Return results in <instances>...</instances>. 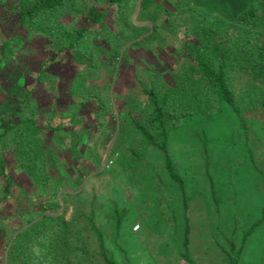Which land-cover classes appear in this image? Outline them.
<instances>
[{"label":"trees","instance_id":"obj_1","mask_svg":"<svg viewBox=\"0 0 264 264\" xmlns=\"http://www.w3.org/2000/svg\"><path fill=\"white\" fill-rule=\"evenodd\" d=\"M42 40L47 59L25 72L15 107L0 117V209L25 192L15 168L39 199L36 215L8 240L9 264H34L37 249L43 260L35 264H62L73 253L75 218H66L63 204L99 170L96 143L114 140L113 161L132 129L139 137L123 168H134L152 148L184 189L169 153L171 130L225 106L246 128L249 113L264 114V0H0V72ZM173 42L179 46L170 51ZM5 151L16 167L9 169ZM259 224L239 241L228 239V264H240ZM90 225L99 233L92 217ZM99 243L104 264H117Z\"/></svg>","mask_w":264,"mask_h":264},{"label":"rangeland","instance_id":"obj_2","mask_svg":"<svg viewBox=\"0 0 264 264\" xmlns=\"http://www.w3.org/2000/svg\"><path fill=\"white\" fill-rule=\"evenodd\" d=\"M43 42L28 57L4 63L0 72V117L9 116L15 107L25 72L36 71L47 59ZM178 46L173 42L169 49ZM140 74L144 75L142 71ZM117 90L132 95L123 87ZM263 118V113H249L246 128L225 106L216 116H196L187 119L182 128L171 130L169 153L184 189L169 177L162 154L152 148L134 168H123L122 161L139 137L132 129L113 161L109 156L114 140L97 141L103 155L99 170L77 192L69 191L72 196L63 204L66 218H75V229L69 243L73 253L65 254L61 263L104 264L100 239L117 264H228V239L239 241L259 222L246 241L240 264H264ZM4 156L9 169L16 167L9 151ZM15 169V181L25 192L14 193L17 199L12 195L7 207L0 209V264H9L5 250L15 227L38 212L36 193L24 174ZM4 184L0 177V198L4 196ZM91 217L99 233L91 229ZM137 225L139 229H135ZM41 260L37 249L34 264Z\"/></svg>","mask_w":264,"mask_h":264},{"label":"built area","instance_id":"obj_3","mask_svg":"<svg viewBox=\"0 0 264 264\" xmlns=\"http://www.w3.org/2000/svg\"><path fill=\"white\" fill-rule=\"evenodd\" d=\"M135 229H139V226L137 225Z\"/></svg>","mask_w":264,"mask_h":264}]
</instances>
